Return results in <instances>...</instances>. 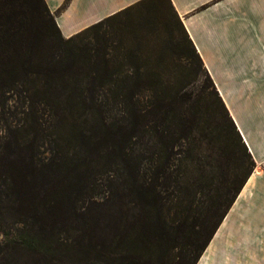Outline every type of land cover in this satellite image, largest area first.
Instances as JSON below:
<instances>
[{
  "label": "trees",
  "instance_id": "trees-1",
  "mask_svg": "<svg viewBox=\"0 0 264 264\" xmlns=\"http://www.w3.org/2000/svg\"><path fill=\"white\" fill-rule=\"evenodd\" d=\"M8 103L0 264H197L255 168L170 0L68 38L44 0H0Z\"/></svg>",
  "mask_w": 264,
  "mask_h": 264
},
{
  "label": "crops",
  "instance_id": "crops-1",
  "mask_svg": "<svg viewBox=\"0 0 264 264\" xmlns=\"http://www.w3.org/2000/svg\"><path fill=\"white\" fill-rule=\"evenodd\" d=\"M141 0H44L63 37ZM255 168L197 264H264V0H170Z\"/></svg>",
  "mask_w": 264,
  "mask_h": 264
},
{
  "label": "rangeland",
  "instance_id": "rangeland-1",
  "mask_svg": "<svg viewBox=\"0 0 264 264\" xmlns=\"http://www.w3.org/2000/svg\"><path fill=\"white\" fill-rule=\"evenodd\" d=\"M21 109H15L14 104H6L0 108V139L3 137L9 128H14L15 124L21 123V115L17 114ZM19 121V122H18ZM18 126V125H17ZM17 228V224L9 217L0 218V245L5 244L12 234L13 229Z\"/></svg>",
  "mask_w": 264,
  "mask_h": 264
}]
</instances>
